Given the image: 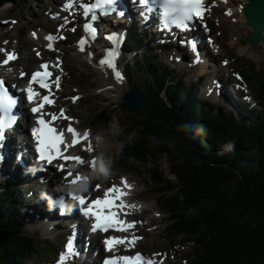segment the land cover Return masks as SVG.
I'll use <instances>...</instances> for the list:
<instances>
[{
  "label": "trees",
  "instance_id": "obj_1",
  "mask_svg": "<svg viewBox=\"0 0 264 264\" xmlns=\"http://www.w3.org/2000/svg\"><path fill=\"white\" fill-rule=\"evenodd\" d=\"M148 53V49L140 51L135 64L125 65L129 75L136 76L130 86L140 92L144 109L129 112L126 124L132 128L131 137L119 152L125 160L153 161L147 171L159 193V206L169 214L164 238L172 242L185 236L194 241L199 249L189 264H264V119L250 120L248 134H234V149L224 148L232 125L223 135L210 132L215 108L194 96L188 98L187 86L159 59L144 60ZM115 113L114 108L94 110L91 124L107 126ZM161 155L168 156L176 183L156 169ZM9 182L0 186V264L18 263L15 260L33 251L35 244L14 219L15 213L17 217L21 213L10 203L15 187Z\"/></svg>",
  "mask_w": 264,
  "mask_h": 264
},
{
  "label": "rangeland",
  "instance_id": "obj_2",
  "mask_svg": "<svg viewBox=\"0 0 264 264\" xmlns=\"http://www.w3.org/2000/svg\"><path fill=\"white\" fill-rule=\"evenodd\" d=\"M40 7H43L41 3ZM226 8L227 5L217 4L214 6L213 13L210 15L213 32L214 35L218 37L217 42L221 45L222 51L221 54L217 56L216 64L213 65L212 71L206 78L201 79L200 86L196 87L197 91L200 93L197 95L198 98H202V95L205 94L204 90L206 88V85L209 84V80L211 77L220 78L218 69L220 68L221 72H224L227 69L226 67H221L219 65L218 61L223 57H229L231 66H233L235 70H238L246 78L251 88V94L257 93V88L254 86L256 81L253 80L251 76H254V78L258 79H261V76H264V34L258 47H250L245 41V36L250 30L249 28H247V25H245L244 19L242 18L243 21H241V17L239 18L238 16H232L233 14H228V12H226ZM44 9L45 6L42 8L41 13L43 17L45 16L43 13ZM9 10L14 11V13H11L9 11L5 14V16H16L18 21L14 24L11 20H8V28L7 26H5V29H0V32L11 29V33L15 34L19 32V30H21V37L24 43L30 46L34 42L29 39L27 29L38 17L37 12H35L36 14H32V20L27 21L21 16L18 7L13 8V5H10ZM1 12L3 13V11H0V14ZM134 36H137V33L132 36V42L130 44L132 48L128 56L130 57L135 55V59L136 57H138V54H136L137 49L135 48V43L133 41ZM134 52L135 54L133 55ZM160 52L161 50H156V53H158V57L162 59V61H165L167 63L173 61L168 60L167 53L159 56ZM67 58V65L71 69L72 73L69 71V73L67 74V84L65 85L66 91L61 98L68 104L71 111L77 115V121L81 122V126H87L90 123V111L97 109L101 104L107 106L109 105V102H112L115 103L113 104L114 106H117V113L113 114L115 116L112 118V121L107 127L93 126L92 129L95 133V136L97 137V149L101 154V160L99 161V163L109 167L110 171L115 170L116 168V171L121 172L122 174H129V176H131V178L133 179V183L137 181V187L135 189L133 198H138L139 200L143 201L144 209L142 211H139L138 214H143L146 216H144V219L141 221V224L144 226L141 231L142 233L136 234L135 237H141V239L138 240H140L141 242L140 245L144 247L157 246L158 248H166V250L171 248V251L167 250V264H178V261L181 260L183 263V259L191 260V258L195 257L197 254L193 251L196 246L192 241L182 238L181 240L179 239L177 241L179 242V245L173 247L169 246V244L163 240V227L164 221L167 219V215L162 212V210L156 203V197L159 193L153 191V185L151 184L149 177L145 174V171L141 170V167L134 162H131V160H125L123 162L124 167L117 164L116 162H112L113 158L111 157V154L118 150V147L121 145V141L129 139L131 137V135H129V132H132V128H122L123 123L125 124L127 117L129 116V113L127 110H124L123 106L117 105L120 100H122V95L128 89L129 84L127 86V89L120 93L121 95H105L102 91H98L99 88H96L99 84H101L100 75L92 71L90 72L89 69L84 66L83 62H81V60L76 57L73 52L68 54ZM127 59L132 61V59L130 58ZM176 66L177 70L179 71H175L187 86H191L193 80H196L200 77L199 70L198 72L194 69L186 70V66H184L183 63H178L176 64ZM75 79H77V81ZM75 88L83 94H71ZM261 93L263 97L262 103L264 105V90H261ZM72 97H79V99L74 102L72 100ZM218 100V98H209L211 104L219 103ZM255 108L261 110L262 104L261 106L257 104ZM255 111L256 110H254V113ZM156 162L160 165H157L156 169L160 170L163 173L164 177H168L173 181V183H176L178 181L175 174L171 173V168L169 167L170 161L168 156H158ZM150 166L151 164L148 165V167ZM84 171L96 177L102 176L98 173V171H94L92 173V169H85ZM154 171L157 173L155 169ZM24 189L27 188L25 187ZM27 226L33 227V230L37 227L35 225H32L30 222L27 223ZM201 229L204 230V227H201ZM205 233L208 234L209 231L205 230Z\"/></svg>",
  "mask_w": 264,
  "mask_h": 264
},
{
  "label": "snow or ice",
  "instance_id": "obj_3",
  "mask_svg": "<svg viewBox=\"0 0 264 264\" xmlns=\"http://www.w3.org/2000/svg\"><path fill=\"white\" fill-rule=\"evenodd\" d=\"M140 2L147 4L148 0H140ZM77 3V0H69L67 5L68 8L73 7ZM159 12H160V21L165 30L171 31L172 28L180 29L182 31H188L194 25V22L197 19H202L203 14L207 11L205 6V0H158ZM79 7L83 8V14L86 19L91 21H95L97 16L94 12V9L104 8L105 11L103 14L107 15L110 12H117V0H95V3H80ZM120 16H124L123 11H119L117 13ZM67 17L65 20L67 21ZM63 27V26H61ZM86 30L95 31L92 28L91 23L85 25ZM76 29L73 28L72 31ZM35 36L36 34L33 33ZM64 39L65 37H55L49 35L45 37L46 40L52 41L54 39ZM108 39H112V36L107 37ZM119 41L117 40V43ZM86 41L82 38L79 41L80 51H85L84 45ZM191 48L195 51L197 45L195 40L188 42ZM49 48L52 47L51 44L48 45ZM0 52H5L6 58L2 61L3 65H8L11 61H14L18 57L14 53L7 52L5 49H0ZM39 55V53H37ZM91 55V54H89ZM116 55L115 50H109V55L104 59L100 60V65L111 69L117 80H121V73L117 70L116 64L113 62V58ZM59 64L50 66L47 63L41 64L40 69L31 74V79L29 81V86L26 89L27 98L29 102L35 101L37 98L39 99V103L36 104L35 107L31 109L34 114H37L36 127L32 129V134L37 140V152L39 153V159L42 161H47L49 164L52 163L53 160H61L65 163L59 165L60 171H65L67 167V162H73V165H88L92 168L96 167L97 160L93 159H85L81 156H72L66 154L68 149L75 147L77 144L82 142H86L89 140L90 133L85 131L83 134L79 133L77 129L72 127L71 123L69 124L67 131L72 134L73 140L71 144H68L64 138V130H57L54 126L53 122L57 119L63 118L64 120L71 121L73 118L69 117L65 114L64 110L61 109L59 113H49L44 112L43 109L45 105H52L54 100L50 95H41L39 91H36L32 85L36 84L41 89L48 90L51 93L52 86L55 85L57 89L60 87V77L57 76L55 80L52 79V72L49 71L50 67H58ZM26 73L21 72L20 76H25ZM79 99V97H72V100L75 102ZM16 101L9 95L7 87H5V83L2 79H0V112L4 115L0 116V140H3L5 137V131L8 126L13 124L16 121L15 115L12 114V109ZM45 116L51 117L50 120L45 119ZM64 145L63 149L59 146ZM87 152H94L95 148L91 143H87L83 149ZM73 171H68L67 176L73 177ZM88 177H81L79 174L75 175V179L71 180V183L75 184L82 181H87ZM122 184L124 188L129 190L132 189V185L127 182L126 179H122ZM96 190L101 188L100 184H97ZM124 188L113 184L111 187L105 189L104 195L102 197H97L95 199H90L86 195H78L74 196L81 206V210L83 211L85 216H89L94 219V224L92 227V231H104L108 232L109 229H114L119 232H126L130 228H134L136 226L135 221L128 222L126 220H120L119 214L120 212H124V215L127 216L130 213L124 211L125 209H132L135 207L133 204H128L124 197L129 193L124 191ZM87 191V189L85 190ZM141 239V237H133L131 240H128L127 237H109L105 240L106 248L109 251L117 244H125L130 243L134 246L135 241ZM78 256V251L74 245L72 240H69L66 245L65 252L61 255L59 264H66L72 258ZM153 264L152 260L144 261V258L137 253L135 256H119L112 257L106 259L104 264Z\"/></svg>",
  "mask_w": 264,
  "mask_h": 264
},
{
  "label": "bare ground",
  "instance_id": "obj_4",
  "mask_svg": "<svg viewBox=\"0 0 264 264\" xmlns=\"http://www.w3.org/2000/svg\"><path fill=\"white\" fill-rule=\"evenodd\" d=\"M216 3H218L217 1H214V2H211L209 5H208V7L209 8H212V5H215ZM245 3H246V0H229V4L230 5H228V7H227V12L229 13V14H232L234 11H235V13L232 15V16H235V17H241V21H243V15H242V8H243V6L245 5ZM240 13V14H239ZM135 13L134 12H132V15H134ZM245 22V21H244ZM235 24V23H234ZM245 24H246V22H245ZM138 25V22H135V21H133L132 22V24H127L126 25V28H128V29H124L123 28V30L122 31H125L126 33H127V35H130V28L131 27H134V28H136V26ZM247 25V24H246ZM247 28H250V26H248L247 25ZM100 29V26H98L97 28H96V30L98 31ZM249 33V32H248ZM187 35V37L189 38V37H192L191 35H188V34H186ZM262 37H263V34L261 35ZM217 40H218V37H217ZM211 42H212V40H211ZM90 43L92 44L93 42H92V39L90 40ZM200 45L202 46V44L200 43ZM127 45L126 44H124V50L125 49H127ZM180 47H182V48H184V49H186L187 51H188V49H189V45H186V46H180ZM199 49L201 48L200 46L198 47ZM148 49V48H147ZM149 50V49H148ZM185 51V50H184ZM149 52H150V50H149ZM199 53H200V55L203 57V58H206V59H209L210 58V56H211V50L209 49V51H207V53H206V50H205V52H203V51H198ZM239 52V51H238ZM28 54H31V52H29ZM39 54H42V53H40L39 52ZM66 56V55H65ZM67 57V56H66ZM80 57V56H79ZM85 57V56H84ZM34 60H36V59H34ZM211 62H212V58L211 59H209ZM42 61H45V59H43ZM42 61H40V62H42ZM30 64L31 63H29V64H27L26 66L28 67V66H30ZM222 66H224V64L222 65ZM221 66V67H222ZM202 72L204 71V70H201ZM123 75H124V73H122ZM253 74V73H252ZM209 74L208 73H206V76H208ZM250 76V75H249ZM102 77V76H101ZM224 77V73L223 72H221L220 71V79H219V81H220V85H222L223 83H222V81L221 80H223L222 78ZM251 78L253 79V80H255L256 81V83H255V87L257 88V93L255 94H251V92H249V94L250 95H253L254 97H258L259 96V94H260V90H264V87H262V86H264V76H261V79H258V78H254V76H251ZM247 80H246V78L244 77L243 79H242V84H244L245 82H246ZM101 85L99 86V88L100 89H102L101 91L102 92H104V93H106V94H113L114 93V95H116V94H120V93H122L123 91H125L126 90V88H127V86H128V84L126 83V82H121V85H118V86H114V87H112V88H109V89H107L106 88V86H109L110 84H111V82L110 81H108V79H104L103 77L101 78ZM218 82V81H217ZM247 83H248V81H247ZM260 83V84H259ZM134 84V83H133ZM249 84V83H248ZM218 85V84H217ZM223 85H225V87L226 88H224L223 89V92H222V96L219 94V93H216L215 92V94H216V96L218 97V101H219V104H218V106L215 108V109H211V108H208V109H211V110H213V111H215V112H217L216 113V115L214 116V120H213V124H212V127L210 128V132L211 131H215L216 133H219L220 135H223V133H224V131H225V129H229L231 126H229V125H232V134H231V136L228 138V143L225 145V146H228V144L230 143V144H233L231 141H234L235 139H234V134H239V133H243V134H248V126H250V125H252L253 123H255V122H257V119L255 118V117H257L258 115H255V113H252V115L248 112V111H243V110H241L240 109V103L241 102H243V98H242V96H240V94H238V96L236 95V93L235 92H237V90H234V91H232V89H231V85H229V83H224ZM262 85V86H261ZM235 86H237V84H235ZM214 88H216V87H214ZM217 89V88H216ZM255 89V88H254ZM221 93V92H220ZM121 95V94H120ZM198 100V99H197ZM188 102L189 101H187L184 105L185 106H187V104H188ZM238 103V104H237ZM257 104L258 105H260L261 106V104H262V100L261 99H259L258 101H257ZM199 105V108H200V103L198 104ZM238 105V106H237ZM207 106H209V107H213L214 105H212L211 103H208L207 104ZM96 110V109H95ZM252 111H254V109L252 110ZM256 113L257 114H260V110L257 108L256 109ZM247 114H249V115H251V118H249V116L247 115ZM223 115H225V119L223 120L222 119V117H223ZM203 117H207V115L205 114ZM208 118V117H207ZM242 118H244V119H246L245 120V125H246V123H247V126H244L243 125V122H242ZM230 119H232V123L231 122H229V120ZM242 119V120H241ZM250 120H252L253 121V123L251 124V123H249L250 122ZM225 125V126H224ZM228 125V126H227ZM202 134H204V131H202ZM212 136V135H211ZM213 137V136H212ZM24 144H27V143H25V141L23 142V145L22 146H24ZM235 144V143H234ZM2 150L0 149V152H1ZM12 157H13V155H12ZM100 157H101V154L100 153H98V150H96L95 149V151L94 152H92V154H91V156H90V159H93V158H95L96 160H97V163H98V161H99V159H100ZM0 160H1V157H0ZM6 161L7 160H5V161H0V167H5V165H6ZM97 165V164H96ZM92 173H93V171H92ZM88 178H89V176H88ZM23 180H24V182L23 183H25V182H30V180L27 178V177H24L23 178ZM23 183L22 184H20V185H23ZM38 184V182H34V185L33 186H35V185H37ZM63 188L65 189L66 188V186H64L63 185ZM56 194V193H55ZM50 196V195H49ZM56 196H58L57 194H56ZM65 210H66V212L68 211V207H65ZM41 222H43L42 220H41ZM37 223H38V221H37ZM150 223V222H149ZM52 226H53V224H51ZM77 222L75 223V227L77 228ZM79 226V225H78ZM53 228H55V226L53 227ZM46 239V238H45ZM75 247H76V245H75ZM82 253H85V249H82ZM91 258L93 259V260H96V258H97V256L96 255H91ZM147 260H149V259H145L144 261L146 262ZM71 264H73V262L71 263Z\"/></svg>",
  "mask_w": 264,
  "mask_h": 264
},
{
  "label": "water",
  "instance_id": "obj_5",
  "mask_svg": "<svg viewBox=\"0 0 264 264\" xmlns=\"http://www.w3.org/2000/svg\"><path fill=\"white\" fill-rule=\"evenodd\" d=\"M243 13L246 24L253 27V31L246 36V39L251 46L255 47L260 40L259 35L264 31V0H247ZM123 102L131 111L143 110L139 93L133 88L124 92Z\"/></svg>",
  "mask_w": 264,
  "mask_h": 264
},
{
  "label": "clouds",
  "instance_id": "obj_6",
  "mask_svg": "<svg viewBox=\"0 0 264 264\" xmlns=\"http://www.w3.org/2000/svg\"><path fill=\"white\" fill-rule=\"evenodd\" d=\"M97 171L99 174L103 175L105 178L110 175V168L101 163H98ZM82 187L86 189V185Z\"/></svg>",
  "mask_w": 264,
  "mask_h": 264
}]
</instances>
